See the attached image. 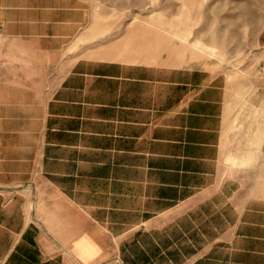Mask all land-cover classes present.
<instances>
[{
	"label": "crops",
	"instance_id": "0c3cea01",
	"mask_svg": "<svg viewBox=\"0 0 264 264\" xmlns=\"http://www.w3.org/2000/svg\"><path fill=\"white\" fill-rule=\"evenodd\" d=\"M236 45L264 0H0V264H264Z\"/></svg>",
	"mask_w": 264,
	"mask_h": 264
},
{
	"label": "rangeland",
	"instance_id": "374dc122",
	"mask_svg": "<svg viewBox=\"0 0 264 264\" xmlns=\"http://www.w3.org/2000/svg\"><path fill=\"white\" fill-rule=\"evenodd\" d=\"M261 9H263L261 6H256V10ZM192 49L193 51L195 50L196 53L200 52L199 49H195L194 46ZM255 53L256 56H250ZM257 55L261 57L264 56L261 47L252 48L251 46L236 45V135L238 133L241 134L238 145L240 147L245 146L246 148L249 146V143H246L244 139L246 138V134L249 133L252 123V120L249 118L251 114L258 112V110H254L253 107L256 103L264 101V79L257 77L258 75H263L264 72L261 71V74L254 73L255 70L264 67V64L259 66L253 61V58H258ZM240 112L245 114L246 118L238 120L237 116ZM245 120H248L246 125L243 124ZM238 122L241 123L238 124ZM241 124L244 125L241 126L242 131H240L241 129L239 128Z\"/></svg>",
	"mask_w": 264,
	"mask_h": 264
}]
</instances>
